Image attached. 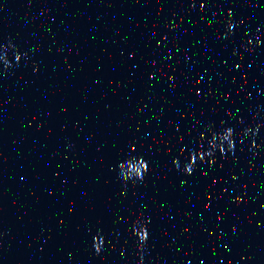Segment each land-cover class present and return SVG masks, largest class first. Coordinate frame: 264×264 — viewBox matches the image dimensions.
<instances>
[{
  "label": "water",
  "instance_id": "95a60500",
  "mask_svg": "<svg viewBox=\"0 0 264 264\" xmlns=\"http://www.w3.org/2000/svg\"><path fill=\"white\" fill-rule=\"evenodd\" d=\"M0 264H264V0H0Z\"/></svg>",
  "mask_w": 264,
  "mask_h": 264
}]
</instances>
